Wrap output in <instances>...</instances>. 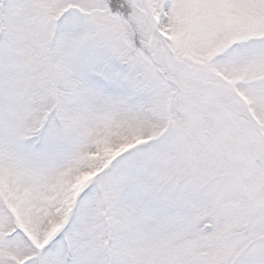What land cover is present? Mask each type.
Instances as JSON below:
<instances>
[{
  "label": "rangeland",
  "instance_id": "obj_1",
  "mask_svg": "<svg viewBox=\"0 0 264 264\" xmlns=\"http://www.w3.org/2000/svg\"><path fill=\"white\" fill-rule=\"evenodd\" d=\"M151 6L170 65L226 83L264 134V43L231 46L264 35V0ZM144 12L143 0H0V264H66L61 242L42 253L5 234L18 221L40 249L89 181L102 192L72 211V264H264V177L243 128L167 82ZM52 109L60 124L36 134ZM144 139L156 141L112 161Z\"/></svg>",
  "mask_w": 264,
  "mask_h": 264
},
{
  "label": "bare ground",
  "instance_id": "obj_2",
  "mask_svg": "<svg viewBox=\"0 0 264 264\" xmlns=\"http://www.w3.org/2000/svg\"><path fill=\"white\" fill-rule=\"evenodd\" d=\"M146 15V13H143ZM153 33L155 34V24L149 23ZM159 48V50H157ZM151 53L154 61L162 66V59L168 66L169 75L177 83L179 90L187 91V89L195 88L193 90V96L200 98L202 101L210 102L219 110L224 113H231L237 115V123L243 128L245 137L251 135V138L246 140L247 144L250 147L251 152L254 157L261 162L264 166V136L256 127L249 126L244 115V109L242 104L237 100L236 96L234 97L233 93H226L223 86H213L207 87L203 83L197 82L194 79H190L187 76L181 74L172 67L169 63V55L166 52V48H162L159 45L156 35L154 36L153 42L151 44ZM223 96L226 99V102H223ZM261 172L264 176V168L261 169ZM214 231V230H213Z\"/></svg>",
  "mask_w": 264,
  "mask_h": 264
},
{
  "label": "water",
  "instance_id": "obj_3",
  "mask_svg": "<svg viewBox=\"0 0 264 264\" xmlns=\"http://www.w3.org/2000/svg\"><path fill=\"white\" fill-rule=\"evenodd\" d=\"M144 3H145L146 11H147V19H148L149 21H153V20H154V21L156 22V19H155L154 14H153V12H152L150 6H149L148 1H147V0H144ZM156 35H157V38H158V36H159V29H158V27H156ZM162 60H163V59H162ZM163 64L165 65L166 71H168V66H167V64L165 63L164 60H163ZM206 86H215V85H214V84H206ZM194 89H195V88H191L190 90L193 91ZM224 91H225L226 93H228V90H227L226 87H224ZM224 102H226V99H225V98H224ZM232 115L235 116L236 118H238L236 114H232ZM246 121H247V123L249 124V126H252L251 123L248 121V119H246ZM251 135H253V133H251V134L249 135L248 139L251 138ZM251 157H252V160L255 162V164H256L257 166H259L260 168H264V166L261 164V162H260L259 160H257V159L253 156V153H251Z\"/></svg>",
  "mask_w": 264,
  "mask_h": 264
}]
</instances>
